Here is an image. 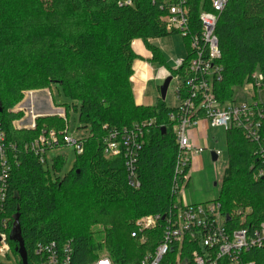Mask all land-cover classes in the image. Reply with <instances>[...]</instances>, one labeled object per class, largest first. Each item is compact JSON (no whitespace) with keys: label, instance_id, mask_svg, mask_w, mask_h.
Returning a JSON list of instances; mask_svg holds the SVG:
<instances>
[{"label":"trees","instance_id":"16d2710c","mask_svg":"<svg viewBox=\"0 0 264 264\" xmlns=\"http://www.w3.org/2000/svg\"><path fill=\"white\" fill-rule=\"evenodd\" d=\"M176 0H0V147L10 166L5 214L11 218L10 235L19 227L31 264L38 242L71 243L73 264H89L106 252L113 264H141L159 243L161 225L145 232L142 244L136 220L174 211L175 167L179 147L174 129L179 108L159 98L155 107L138 105L131 78L140 40L152 57L167 66L152 41L170 32L164 21L166 2ZM130 2V4H126ZM189 34L186 58L180 69L166 68L172 78H187L190 39L202 31L200 15L214 13L211 0H188ZM222 79L212 84L222 104L233 102L234 90L251 82L256 71L264 75V0H229L218 14ZM59 88L71 101L63 105L66 119L39 116L34 128L18 129L22 113L11 109L25 91ZM182 83L176 95L186 97ZM78 115L81 150L70 171L60 177L66 159L43 164L26 144L44 130L64 131L71 112ZM142 129V148L134 163L139 188L131 186L125 151L105 155V140L112 131ZM228 167L217 201L230 211L252 209L248 224L264 221V128L256 142L239 129L225 130ZM61 147L64 144L60 145ZM262 149V150H261ZM103 228L104 238L96 239ZM18 256V243L10 240ZM247 262L264 264V250L249 251Z\"/></svg>","mask_w":264,"mask_h":264},{"label":"built area","instance_id":"2783aa9c","mask_svg":"<svg viewBox=\"0 0 264 264\" xmlns=\"http://www.w3.org/2000/svg\"><path fill=\"white\" fill-rule=\"evenodd\" d=\"M187 1L176 0L171 4L166 2L168 12L164 18L168 32L181 33L186 38L189 34ZM228 1L211 0L215 12L201 13L202 31L190 39L192 53L186 66L190 75L184 79L182 76L177 77L178 87L185 83L188 89L183 99L180 100L178 94L175 96L179 101L180 113L177 117L171 116L172 120H177L174 132L179 147L173 187L176 199L180 191L188 185L192 157H200L205 152L202 146L192 143L193 130L202 127L205 123L213 129L226 130L233 127L242 130L247 137L256 142L262 137L264 101L254 94L252 103H239L234 100L224 105L213 91V82L221 80L223 72V68L218 63L221 51L215 28L218 14L224 10ZM185 58L176 59L174 69L183 67ZM250 80L251 82L246 84L250 90L264 91V75L260 71H256ZM33 122L28 128L35 129V121ZM135 127L136 130L110 132L105 140V155L121 156L122 151H125L131 186L139 188L140 183L135 178L134 163L142 148L138 140L142 139L143 132L141 127ZM81 142L82 139L77 140L73 137L67 127L64 131L44 130L37 139L26 144V148L36 155L41 163L47 164L48 153L62 148L61 144H64L63 147L70 146L80 151ZM214 153L218 163L223 152L216 150ZM8 173L10 166L5 151L0 147V264L13 262L9 232L11 218L5 214L9 189ZM259 176L264 177V170L259 172ZM222 207L217 200L205 204H187L181 199L169 215H149L137 220L135 223L137 231L132 233V237L139 236L142 244L147 242L144 233L157 229L162 222L159 243L153 252L144 256L141 264H255V262H247L245 257L251 249L264 250V221L257 225L248 224L252 214V209L249 207H238L230 211ZM73 252V247L68 242L63 244L38 242L33 249L31 264H73ZM18 257L19 260L13 264H23L21 257L19 255ZM89 264H113V262L104 255Z\"/></svg>","mask_w":264,"mask_h":264},{"label":"rangeland","instance_id":"374dc122","mask_svg":"<svg viewBox=\"0 0 264 264\" xmlns=\"http://www.w3.org/2000/svg\"><path fill=\"white\" fill-rule=\"evenodd\" d=\"M134 42L136 44V41H133V43ZM133 43L132 47L134 51L135 49L138 50L139 48L133 46ZM152 44L160 49L162 55L165 58L167 66L165 67L158 62L148 61L147 63L149 67L151 66L153 68L154 73L152 76L153 78L150 79L148 83H146V87L144 89L143 105L151 108L157 106L159 104V98H161L159 89L163 85L165 80L160 79L159 77L161 71H164L163 68H174V61L176 59L185 58L187 54L185 38L181 33L170 32L169 35L164 38L153 40ZM137 61L138 65L141 60L139 59ZM131 82H133V77L131 78ZM178 82L179 79L177 77H174L169 85L165 99L167 107L176 108L179 106V101L177 97H175L176 90L179 85ZM254 94L258 99L260 98L262 101H264V91L254 92L249 89L248 85L238 87L234 90V98L239 103H252ZM23 95L24 97L20 101V103H17L11 109L13 113H22V118L14 123L15 126H19L20 128H28L30 122L33 121L31 119H33L37 114L36 112H45V114H48L50 110H53V114L50 115H57L59 117H62V119H66L67 114L65 109L63 108V105L72 104L71 101L63 94V92L55 86L40 91H25ZM34 96L45 97V105L42 107V110H36V108L35 110L33 109L34 106L31 105V101H33ZM36 118L37 116L35 117V119ZM79 126L78 115H76V113L72 111L68 116L69 133L77 140L89 137L88 131L77 129L79 128ZM197 130H199V128ZM204 132L206 137L204 138L203 135L199 144L203 146L205 152L201 154L200 157H192V166L189 168L188 173L189 185H187V187L180 191L176 199V204H179L181 199L185 200L187 204H205L218 199L220 196L224 171L228 167L229 162L226 132L224 129H213L209 126L206 127ZM216 150H221L223 152V156L222 158H220L218 163H214L212 160V153ZM59 155L64 156V158L66 159L65 169L60 175V177H62L73 167L76 160V151L74 147L68 146L55 149L52 152L48 153L47 164L49 168H51L52 159ZM95 230L99 232V235H97L96 239L101 240L102 238H104V233H100L103 231L102 227L97 226V228L95 227ZM101 252V256H104L106 254L104 250ZM12 258L13 262H11V264L19 260V257L14 254Z\"/></svg>","mask_w":264,"mask_h":264},{"label":"crops","instance_id":"0c3cea01","mask_svg":"<svg viewBox=\"0 0 264 264\" xmlns=\"http://www.w3.org/2000/svg\"><path fill=\"white\" fill-rule=\"evenodd\" d=\"M138 45H139V47H138ZM134 46L139 48L138 50L135 49L136 54L143 58V60H141V62H139L138 65H137V62H138L137 60L134 63V70H135V74L133 76L134 96H135L136 103L138 105H143L144 89L146 87V83H148V81L153 78L152 76L154 73L153 68L151 66L149 67L147 65L148 60L152 57V55L145 48V45L140 40H137L136 44ZM163 69H164V71L163 72L161 71V73L159 75L160 79H166V77H168V74H169L165 68H163ZM44 99H45L44 96H41V97H35L34 96L33 101H31V105L34 106L33 109L35 110V108H36V110H42L43 109L42 107L45 105ZM52 111L53 110H50V112L48 114L47 113L45 114V112L44 113L36 112L37 114L35 115V117L36 116L37 117L47 116V115L53 114ZM31 120L34 121V119H31ZM33 121H31V122L29 121L30 124L28 125V127L33 123ZM207 126H208L207 124L203 123L202 127H200L199 130L195 129L191 132V141L194 145L201 146L199 143H200L201 137L203 135H204V138L206 137V135L204 134L205 133L204 131H205ZM16 128L21 129L22 127L20 128L19 126H16ZM213 162L216 163L217 159H216V161H213ZM188 185H189V183H188Z\"/></svg>","mask_w":264,"mask_h":264},{"label":"water","instance_id":"95a60500","mask_svg":"<svg viewBox=\"0 0 264 264\" xmlns=\"http://www.w3.org/2000/svg\"><path fill=\"white\" fill-rule=\"evenodd\" d=\"M172 79L173 78L171 76H168L164 80L163 85L159 89L160 90V97L163 101H165V99H166L167 91H168V88H169V85H170ZM216 159H217V157H216L215 153L213 152L212 153V160L216 161ZM10 239L13 241H16L18 243V247L16 248V250H17L19 256L21 257L23 264H28V258H27L28 256H27V253H26V250L24 247V243L20 238V231H19L18 226L13 229V232L11 234Z\"/></svg>","mask_w":264,"mask_h":264},{"label":"bare ground","instance_id":"6f19581e","mask_svg":"<svg viewBox=\"0 0 264 264\" xmlns=\"http://www.w3.org/2000/svg\"><path fill=\"white\" fill-rule=\"evenodd\" d=\"M189 173V172H188Z\"/></svg>","mask_w":264,"mask_h":264}]
</instances>
